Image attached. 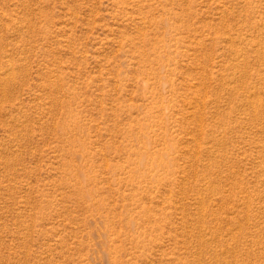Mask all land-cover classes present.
<instances>
[{"label": "rangeland", "instance_id": "obj_1", "mask_svg": "<svg viewBox=\"0 0 264 264\" xmlns=\"http://www.w3.org/2000/svg\"><path fill=\"white\" fill-rule=\"evenodd\" d=\"M0 264H264V0H0Z\"/></svg>", "mask_w": 264, "mask_h": 264}]
</instances>
